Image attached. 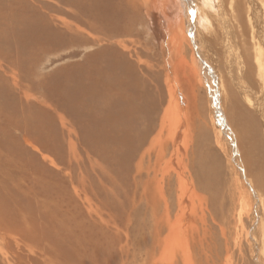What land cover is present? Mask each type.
Wrapping results in <instances>:
<instances>
[{
  "label": "bare ground",
  "instance_id": "1",
  "mask_svg": "<svg viewBox=\"0 0 264 264\" xmlns=\"http://www.w3.org/2000/svg\"><path fill=\"white\" fill-rule=\"evenodd\" d=\"M87 1L63 0L72 17L92 18L96 25L93 31L99 34L90 41L86 35L82 44L91 50L83 60L82 80H91L84 83L81 80L78 88L81 107L92 112L94 101L100 107L101 102H107L106 98L111 97L108 107L104 106L105 102L100 110L97 107L98 113L102 111L101 117L99 114L98 119L94 118V112L88 115V119L83 117L84 121L91 123L90 126L85 122L89 129L91 127L88 132L85 131L90 144L98 150L99 147L109 146L115 150V156L120 151L118 167L133 161L153 133L157 112L166 103L160 117V130L155 140H149V151L157 147L155 157L162 167L159 178L149 182L154 184V189L153 193H148L150 201L146 206L149 214L148 252H153L151 245L156 241L150 232L155 222L154 212L159 215L165 212V223L159 228L163 235L159 231L162 237L157 241L160 264H195L199 254L193 253L194 236L203 232L205 241L204 236L209 230H216L210 229L214 227H211L214 225L213 218L210 217L209 221L206 216L209 215L207 206L210 203L206 206V200L198 192L199 189L206 192L202 170L198 167L199 157L196 158V152L187 150L189 142L186 133L190 124L184 107L187 101L204 141H209L210 134L214 141L208 144L221 154V159L217 153L212 155L214 160L215 156L219 159L216 162H220V166L218 164L212 170L223 179V194L219 197L221 204L227 200L226 192L230 205L225 211V216H228L223 215L224 220H220L223 227L217 242L213 240L214 249L201 248L200 254L204 259L200 260L205 264H209V260L213 264H264V0H150L151 8L158 14L159 24L164 27L167 45L170 43V50L178 57L176 64L162 68V87H165L166 95L159 87L156 67L141 59L143 56L136 49H130L124 41L116 40L123 27H128L130 31L132 28L129 27V20L132 22V19H129L128 13L126 17L125 8L120 9L113 0H95L93 5H88ZM67 29L77 33L72 28ZM167 55L168 58L170 53ZM97 101L101 102L98 104ZM108 129L112 131V134L109 132L111 135L107 134ZM165 132L168 137L162 141ZM179 132L183 136L181 146L175 144ZM193 146V143L190 144L188 149ZM149 155L147 150L143 156L147 159ZM38 171L41 172L40 169ZM137 178L138 175L132 179L135 181ZM211 195L215 196L214 193ZM207 196L210 197V194ZM222 205L217 207L220 213ZM0 208L2 212L5 209ZM14 226L8 222L0 224V250H3L5 235L14 239L15 246V253L10 258L2 253L0 264L66 262L60 260L55 263L48 242L49 228L46 232L42 231L41 238L37 239L38 234L28 230L17 232V229L13 233L11 227L15 230ZM35 229L39 233V229ZM229 232L230 239H226ZM206 253L212 257L209 258ZM226 254L229 256L224 259Z\"/></svg>",
  "mask_w": 264,
  "mask_h": 264
},
{
  "label": "rangeland",
  "instance_id": "2",
  "mask_svg": "<svg viewBox=\"0 0 264 264\" xmlns=\"http://www.w3.org/2000/svg\"><path fill=\"white\" fill-rule=\"evenodd\" d=\"M94 1L88 0L87 3L93 5ZM113 1L120 9L125 8V15L128 13L129 19H132V22L128 19L131 31L128 27H123L122 34L116 40L124 41L130 49H136L143 56L141 59L156 67L159 87L161 86L163 95H166L165 87H162V68L176 64L178 57L170 50V43L167 45L164 27L159 24L157 12L151 8L150 0ZM70 12L63 0H0V203H3L0 207L6 209L3 208L2 212L0 208V218L6 220L0 219V224H15V230L11 227L13 233L17 229V232L28 230L27 232L38 234L37 239L49 228L48 242L51 244L55 263L65 260L63 264H160L157 241L162 237L159 234L163 231L159 228L165 223V212H160V215L154 212L155 222L150 232L156 241L151 245L153 252L149 253V214L146 206L150 201L148 193H153L154 189V184L149 182L159 178L162 167L155 157L157 147L149 151V143L155 140L160 130V117L166 103L157 112L153 133L139 150L140 160L137 156L129 164L118 167L117 157L121 154L120 151L115 156V150L109 146L101 145L103 149L99 147V150L94 148L85 133L91 129L87 126H91V123L84 121V118L88 119L92 112L94 116H91L94 118L101 117L102 111L98 113V109L103 107L105 101H100V107L94 101L91 104L92 112L89 108L85 111V107H81L78 88L83 78V60L91 51L82 46L83 41L86 35L90 41L99 34L93 31L96 25L92 18L72 17ZM67 28H72L77 33ZM79 33H83V36H79ZM88 80L82 81L84 83ZM110 99V96L106 98L104 106H109ZM166 99L165 96V101ZM188 105L186 101L184 107L186 116L190 119L186 133L189 142L187 150L196 152V158L199 157L198 167L202 170V183L207 193L202 189L198 192L206 200V206L210 203L207 206L209 215L206 216L214 220V225H211L214 227L210 229L216 228V232L209 230L210 233L204 236L205 241L202 238L203 232L199 234L201 237L197 236L199 239L196 236L193 239V253L199 254L196 256L199 263L196 261L195 264H205L200 260L204 259L200 250L215 247L213 240L214 243L217 242L223 227L220 220L228 216L225 213L230 205L227 203L229 198L226 192L224 195L227 200L222 203L225 207L221 204L219 197L223 194V179L212 170L216 165L220 166V162L215 161L218 158L215 156L214 160L212 155L217 153L221 159V154L208 144L214 141L210 134L209 141H204L194 113ZM184 126L185 124L181 131ZM107 131L108 135L112 134L110 129ZM181 134L179 132L175 139L178 146L183 143ZM162 135V141H165L168 133ZM192 143L193 148L188 149ZM147 150L150 155L146 159L143 155ZM142 158H145L143 162ZM136 175L138 178L133 181L132 178ZM208 193L210 197L207 196ZM213 193L215 196L217 194V198L211 195ZM35 196H38L37 199ZM218 205H222V213L218 210ZM185 213L188 214L189 211L186 210ZM33 228L37 231L39 229V233ZM5 236L0 259H3L2 253L7 257L15 253L14 239L9 235ZM227 237L226 239H230V232ZM188 239L189 237L187 241H190ZM213 252L214 250L211 255ZM228 256L224 255V259ZM209 261V264H213Z\"/></svg>",
  "mask_w": 264,
  "mask_h": 264
}]
</instances>
